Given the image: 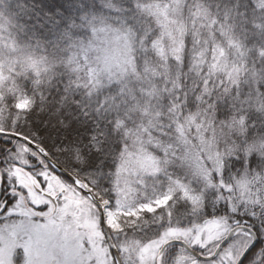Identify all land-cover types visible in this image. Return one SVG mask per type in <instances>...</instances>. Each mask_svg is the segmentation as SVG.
<instances>
[{
	"label": "snow or ice",
	"instance_id": "snow-or-ice-1",
	"mask_svg": "<svg viewBox=\"0 0 264 264\" xmlns=\"http://www.w3.org/2000/svg\"><path fill=\"white\" fill-rule=\"evenodd\" d=\"M0 264H264V0H0Z\"/></svg>",
	"mask_w": 264,
	"mask_h": 264
}]
</instances>
